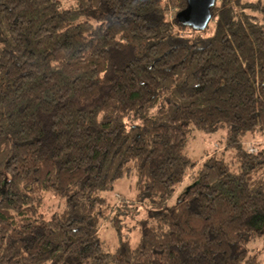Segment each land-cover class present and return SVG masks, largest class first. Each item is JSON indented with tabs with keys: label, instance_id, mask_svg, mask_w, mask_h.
Wrapping results in <instances>:
<instances>
[{
	"label": "trees",
	"instance_id": "16d2710c",
	"mask_svg": "<svg viewBox=\"0 0 264 264\" xmlns=\"http://www.w3.org/2000/svg\"><path fill=\"white\" fill-rule=\"evenodd\" d=\"M187 5L0 0V264H261L264 0H217L204 30ZM131 176L152 209L136 243L107 196Z\"/></svg>",
	"mask_w": 264,
	"mask_h": 264
},
{
	"label": "rangeland",
	"instance_id": "374dc122",
	"mask_svg": "<svg viewBox=\"0 0 264 264\" xmlns=\"http://www.w3.org/2000/svg\"><path fill=\"white\" fill-rule=\"evenodd\" d=\"M225 140L226 136L223 130H219L218 132L211 134H205L204 132L195 131L189 140L187 151L191 157L197 159L207 152H215L218 149L220 150ZM259 141L261 143H264V139H261ZM250 145H252V143H250ZM232 153L233 151L228 152V156L230 158L233 156ZM137 193V177L131 176L118 181L115 185L114 190L107 194V196H109L113 201L117 202L122 199L123 201H128V205L132 207L131 209L129 208L132 213H130L128 217L124 219V231L133 243H136L139 239L141 222L149 219L152 211L150 205H148L147 202L137 203L133 201L135 200ZM180 194V189H178L174 197L170 199L169 204H173L174 202H176ZM46 198L47 201L43 209L44 214L46 213V215L49 216L54 212H60L63 210L65 205L64 199L52 196L51 193H47ZM51 199H54V202H51ZM100 233L101 238L105 243V249L107 251H114L118 243V238L113 226L106 222L103 225ZM250 248L252 253L258 255L260 263L264 264L263 241L256 240L251 242Z\"/></svg>",
	"mask_w": 264,
	"mask_h": 264
},
{
	"label": "water",
	"instance_id": "95a60500",
	"mask_svg": "<svg viewBox=\"0 0 264 264\" xmlns=\"http://www.w3.org/2000/svg\"><path fill=\"white\" fill-rule=\"evenodd\" d=\"M217 0H187L188 5L177 15L179 21L197 30H204L212 20V8Z\"/></svg>",
	"mask_w": 264,
	"mask_h": 264
}]
</instances>
